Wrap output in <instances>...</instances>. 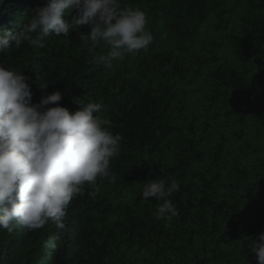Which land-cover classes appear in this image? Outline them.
<instances>
[{
  "label": "trees",
  "instance_id": "16d2710c",
  "mask_svg": "<svg viewBox=\"0 0 264 264\" xmlns=\"http://www.w3.org/2000/svg\"><path fill=\"white\" fill-rule=\"evenodd\" d=\"M42 0H0V34ZM148 16L147 49L91 62L76 31L50 34L0 60L29 77L32 103L60 90L103 102L96 113L123 136L115 183L85 186L65 228H0V264H256L264 232V0H122ZM80 31L87 32L86 27ZM47 83L43 91L39 84ZM151 170V175L149 172ZM174 177L180 215L157 221L143 181ZM54 237L58 248L45 245Z\"/></svg>",
  "mask_w": 264,
  "mask_h": 264
},
{
  "label": "clouds",
  "instance_id": "9594fccd",
  "mask_svg": "<svg viewBox=\"0 0 264 264\" xmlns=\"http://www.w3.org/2000/svg\"><path fill=\"white\" fill-rule=\"evenodd\" d=\"M148 23L142 8L122 0H42L31 15L0 34V53L25 43L42 47L50 34L70 37L76 31L91 62L110 68L113 61L147 49L153 40ZM28 80L22 69L0 60V228L7 233L36 231L50 221L64 229L68 206L86 185L115 183L110 162L119 156L123 140L109 118L95 115L102 101L73 97L78 108L70 112L60 105L63 93L56 90L32 103ZM47 85L39 87L43 91ZM179 188L174 177L143 181L141 198L159 201L153 212L157 221L180 215L173 200ZM44 243L58 248L54 237ZM251 254L256 264H264V232L251 237Z\"/></svg>",
  "mask_w": 264,
  "mask_h": 264
}]
</instances>
